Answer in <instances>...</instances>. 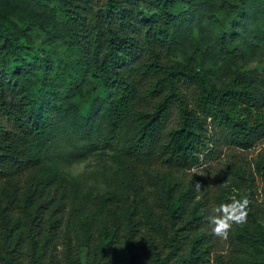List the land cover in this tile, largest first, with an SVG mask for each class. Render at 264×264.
I'll return each mask as SVG.
<instances>
[{"label": "trees", "instance_id": "trees-1", "mask_svg": "<svg viewBox=\"0 0 264 264\" xmlns=\"http://www.w3.org/2000/svg\"><path fill=\"white\" fill-rule=\"evenodd\" d=\"M26 1L23 10L62 22L38 43L45 22L19 23L20 9L0 4V264H264L254 190L242 196L230 184L216 197L218 206L251 201L247 223L221 249L206 230L209 215L190 207L176 182L148 171L202 166L223 145L252 147L264 131L254 72L238 71L223 85L174 59L178 31L201 11L214 18L211 2ZM230 9L232 26L215 41L223 55L241 38L264 40L252 6L238 0ZM62 135L85 143L57 154L66 152ZM99 147L125 169L141 166L159 187L155 200L123 174L115 194L88 204L63 160ZM257 166L264 180V156Z\"/></svg>", "mask_w": 264, "mask_h": 264}, {"label": "rangeland", "instance_id": "rangeland-1", "mask_svg": "<svg viewBox=\"0 0 264 264\" xmlns=\"http://www.w3.org/2000/svg\"><path fill=\"white\" fill-rule=\"evenodd\" d=\"M211 2L212 11L215 17H210L208 11H201L195 17L190 18L177 33V52L174 59L183 63L201 67L207 70L218 84H226L231 81L234 73L242 71L245 73H255L258 80V95L264 100V40L245 38L238 40L237 50L229 55L219 54L215 47L220 30L230 29L234 19L231 5L238 3V0H208ZM247 6H252L256 12V21L264 25V0H241ZM27 3L26 0H0L3 6H14L20 9L16 13L15 20L19 23L27 18L44 23V31H37L35 39L38 43L45 41L47 36L57 31L62 22L61 16L54 17L46 11L31 9L23 10L22 7ZM48 24L50 27H46ZM62 54H67V46L63 41L59 42ZM73 128L79 130L80 125ZM61 138V137H60ZM65 151L57 150V154H69L76 152L74 145H83L85 142L70 140L65 135L58 139ZM57 156V155H56ZM264 156V131L260 132L253 139L250 148L234 145H223L221 152L211 161L202 166L170 174L166 169L152 167L150 175H161L176 182L178 191L185 193L187 204L190 207L198 206L203 209L206 215H214V209L218 206L216 197L223 194L230 184L239 186L238 191L242 196L253 192V201L258 206L259 217H264V180L261 176L258 163ZM123 168L113 157V151L109 148L99 147L92 152H87L79 156H67L63 160V171L69 176L81 182V190L88 204L95 203L105 196L115 194L118 189L116 185L117 177L124 175L126 181L134 184L141 180L143 193L149 192V200H155L157 186L152 179L142 170L141 166ZM124 174V175H123ZM200 187L197 189L196 184ZM235 199V198H234ZM209 219V218H208ZM262 220V219H261ZM264 222V219L262 220ZM208 232L211 233L209 224ZM237 230V225H233L229 238L220 241V248H230L231 238Z\"/></svg>", "mask_w": 264, "mask_h": 264}, {"label": "clouds", "instance_id": "clouds-1", "mask_svg": "<svg viewBox=\"0 0 264 264\" xmlns=\"http://www.w3.org/2000/svg\"><path fill=\"white\" fill-rule=\"evenodd\" d=\"M199 189V183L196 184ZM251 201L247 197L223 203L217 206L213 211L214 215L209 217L211 225V234L222 240L229 238V233L233 225H244L250 211Z\"/></svg>", "mask_w": 264, "mask_h": 264}]
</instances>
